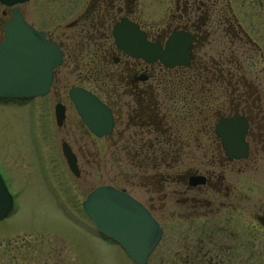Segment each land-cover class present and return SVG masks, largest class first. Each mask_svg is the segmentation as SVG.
<instances>
[{
	"label": "flooded vegetation",
	"instance_id": "af4514ba",
	"mask_svg": "<svg viewBox=\"0 0 264 264\" xmlns=\"http://www.w3.org/2000/svg\"><path fill=\"white\" fill-rule=\"evenodd\" d=\"M74 4L42 30L63 52L58 159L65 142L83 186L100 173L144 207L162 233L148 260L160 252V264H264V0ZM1 14L0 40L11 10ZM120 24L161 48L185 39L186 59L169 67L132 57L115 44ZM67 87L104 104L108 133L89 131Z\"/></svg>",
	"mask_w": 264,
	"mask_h": 264
},
{
	"label": "rangeland",
	"instance_id": "374dc122",
	"mask_svg": "<svg viewBox=\"0 0 264 264\" xmlns=\"http://www.w3.org/2000/svg\"><path fill=\"white\" fill-rule=\"evenodd\" d=\"M74 1L30 0L20 8L35 29L52 31L62 21H54L56 13L72 9ZM43 9L46 17L40 15ZM260 14L259 26H264V10ZM55 88L42 99L0 101V167L8 174L0 170L14 198L13 212L0 221V264H134L96 233L81 210L89 191L106 181L94 172L93 180L83 186L84 173L77 180L55 154ZM60 94L65 98L66 90ZM57 178L62 184L55 183ZM159 259L160 252L147 264H160Z\"/></svg>",
	"mask_w": 264,
	"mask_h": 264
},
{
	"label": "water",
	"instance_id": "95a60500",
	"mask_svg": "<svg viewBox=\"0 0 264 264\" xmlns=\"http://www.w3.org/2000/svg\"><path fill=\"white\" fill-rule=\"evenodd\" d=\"M28 0H0L12 6ZM13 20L6 24L4 42L0 44V98H33L48 93L53 69L61 63L58 47L45 40L44 34L27 25L17 9ZM117 46L125 53L147 62L160 59L167 66L186 59L185 39L170 40L164 49L148 43L143 34L128 25L114 30ZM82 121L98 136L111 130L107 109L91 94L79 89L70 91ZM63 107L55 106L58 121L63 119ZM70 170L78 175L75 158L68 148L63 149ZM85 213L96 230L115 240L136 263L144 264L160 238V230L148 214L131 197L111 187H99L83 202ZM13 209V198L0 176V220Z\"/></svg>",
	"mask_w": 264,
	"mask_h": 264
}]
</instances>
